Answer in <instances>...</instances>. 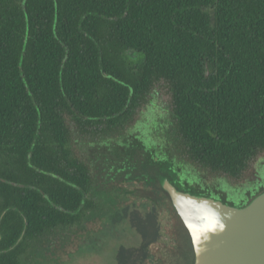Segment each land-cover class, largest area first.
<instances>
[{
  "label": "trees",
  "instance_id": "trees-1",
  "mask_svg": "<svg viewBox=\"0 0 264 264\" xmlns=\"http://www.w3.org/2000/svg\"><path fill=\"white\" fill-rule=\"evenodd\" d=\"M260 154L264 0H0V264L101 216L141 236L118 264H145L163 211L185 227L162 180L243 209L264 189L234 203L222 186Z\"/></svg>",
  "mask_w": 264,
  "mask_h": 264
},
{
  "label": "rangeland",
  "instance_id": "rangeland-1",
  "mask_svg": "<svg viewBox=\"0 0 264 264\" xmlns=\"http://www.w3.org/2000/svg\"><path fill=\"white\" fill-rule=\"evenodd\" d=\"M154 95L156 105H168L169 98L163 90L156 91ZM145 113L146 109L143 112L140 110L136 115L134 125L131 127H139L140 124L138 123L144 119ZM77 139L81 144L76 148L77 151L85 149L84 154L90 156L91 153L84 144L92 140L81 138L79 135ZM263 164L264 154H260L250 164L249 171L242 180L246 181L241 185L233 181L228 184L229 187L241 188L245 184L247 187L255 185L259 177L258 172L262 168L264 169ZM125 187L129 190H135L138 185L127 184ZM222 191L234 203H240L243 200V196L237 197L228 189ZM220 195L213 193V199L217 200L216 198H220ZM137 208L144 213L139 203L132 204L131 210ZM160 224L162 227L160 242L152 248L150 257L145 264H185L184 255L186 251L191 250L192 246L190 234L171 210L162 212ZM77 236H79V241L76 240ZM63 237H69L73 241L72 246L66 247L69 248L67 254H70L68 255L62 254L60 251L56 252L58 245L54 248V245L58 244ZM51 239L53 242L50 247L47 246V243L38 244L35 252L31 251L32 254L29 257L23 258V264H118L117 255L120 248L134 249L139 248L142 244L141 236L132 227L129 220L114 224L108 216H101L96 220H86L80 226L58 231Z\"/></svg>",
  "mask_w": 264,
  "mask_h": 264
},
{
  "label": "water",
  "instance_id": "water-1",
  "mask_svg": "<svg viewBox=\"0 0 264 264\" xmlns=\"http://www.w3.org/2000/svg\"><path fill=\"white\" fill-rule=\"evenodd\" d=\"M162 188L190 234L195 264H264V194L239 209L180 192L167 179Z\"/></svg>",
  "mask_w": 264,
  "mask_h": 264
},
{
  "label": "flooded vegetation",
  "instance_id": "flooded-vegetation-1",
  "mask_svg": "<svg viewBox=\"0 0 264 264\" xmlns=\"http://www.w3.org/2000/svg\"><path fill=\"white\" fill-rule=\"evenodd\" d=\"M262 167H264V164L262 165ZM258 176L259 178L257 179V182L255 185L253 186H246V184L239 188V189H236V188H233V187H229V185H226L224 184L222 187H223V190L224 189H228L229 191H231L235 196L239 197V196H243V200L241 201L242 203L246 202V201H249L252 199L253 196H255V193L257 192H261L263 189H264V169L262 168L261 171L258 172ZM258 182L260 184H258ZM261 188V189H260ZM224 194H225V197L227 198L226 196V193L224 191H222ZM223 194V195H224ZM228 199V198H227ZM229 200V199H228ZM191 251V250H190ZM188 251H186L185 254H187ZM195 260H196V257H195ZM185 261V260H184Z\"/></svg>",
  "mask_w": 264,
  "mask_h": 264
}]
</instances>
